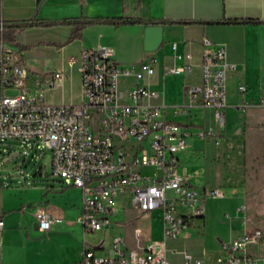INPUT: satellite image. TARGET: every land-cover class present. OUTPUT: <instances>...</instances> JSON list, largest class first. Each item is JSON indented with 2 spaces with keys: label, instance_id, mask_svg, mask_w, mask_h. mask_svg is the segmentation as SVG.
Listing matches in <instances>:
<instances>
[{
  "label": "crops",
  "instance_id": "crops-1",
  "mask_svg": "<svg viewBox=\"0 0 264 264\" xmlns=\"http://www.w3.org/2000/svg\"><path fill=\"white\" fill-rule=\"evenodd\" d=\"M77 17L133 18L142 22L121 26L95 24L74 40L70 39L72 26L39 24ZM233 20L237 22H229ZM1 22L34 23L17 27L12 43L21 51L30 80L40 82L46 102L52 105L83 101L80 63L77 60L71 65L70 58H78L84 49L112 48L122 68L152 64L151 77L137 80L121 75V90L128 92L137 84L145 86L152 94L143 102L165 106L166 119L190 133L187 150L178 155V169L190 177L194 187H222L226 195L243 199L240 190L223 185L225 170L218 162L223 146L216 143V138L199 136L209 129L221 136L224 129L212 108L191 103L186 89L201 84L204 53L225 48L228 61L236 65L227 79L228 107L239 110L245 104L260 103L264 94V0H0ZM178 67L190 71L175 72ZM242 85L245 92L240 91ZM8 91L13 92L6 90L5 94ZM18 154L14 152L13 156ZM204 164H212L218 185H198L193 181ZM18 183L23 187L0 186V218L4 221L0 230V264H80L85 246L108 255L114 236L125 239L127 250L142 251L155 243L157 249L164 248L170 264H184L185 252L204 264H217L222 243L243 233L235 220L242 212L243 202L235 205L224 201L225 197L209 199L203 217L194 220L179 236L165 237L159 218L133 209L129 199L121 196L110 218L109 232H86L79 221L80 188L49 184L28 187L30 181L26 180ZM39 211L52 217L49 231L39 228ZM116 213L123 214L120 225L115 223Z\"/></svg>",
  "mask_w": 264,
  "mask_h": 264
},
{
  "label": "built area",
  "instance_id": "built-area-1",
  "mask_svg": "<svg viewBox=\"0 0 264 264\" xmlns=\"http://www.w3.org/2000/svg\"><path fill=\"white\" fill-rule=\"evenodd\" d=\"M4 22L0 23L3 31ZM208 44V41L205 39ZM114 49L100 46L84 49L78 58L82 75L83 101L75 105L46 102L39 81H31L21 51L0 36V142L18 140L22 149L52 152L53 175L65 186L82 190L79 221L86 232H109L111 216L118 198L127 197L129 205L143 214L155 215L163 225L165 237H177L194 220L205 215L209 199L223 198L222 187L198 189L190 177L179 172L178 155L187 150L190 133L166 119L165 106L145 104L152 94L137 84L128 92L120 88L121 75L142 80L153 76L152 64L122 68ZM236 65L227 59L225 48L208 50L203 56V78L189 85L186 95L193 105L212 108L222 129L228 107L227 79ZM175 72H189L178 67ZM57 74L56 77H59ZM11 90L13 94H5ZM245 92L246 87L240 86ZM264 104V94L260 98ZM249 105L240 108L246 111ZM202 138L215 137L209 129ZM6 152V150H5ZM9 152L12 151L9 149ZM152 169L142 173L139 169ZM242 210V209H241ZM244 211V210H242ZM39 228L49 231L52 217L39 211ZM4 221L0 218V230ZM264 239L259 229H245L229 242L222 243L217 264H264L258 247ZM125 239L114 236L110 253L98 254L85 246L80 264H170L164 248L151 244L142 251L127 250ZM184 264H204L184 253Z\"/></svg>",
  "mask_w": 264,
  "mask_h": 264
},
{
  "label": "rangeland",
  "instance_id": "rangeland-1",
  "mask_svg": "<svg viewBox=\"0 0 264 264\" xmlns=\"http://www.w3.org/2000/svg\"><path fill=\"white\" fill-rule=\"evenodd\" d=\"M13 93L7 92L9 95ZM225 114L223 135L208 139L216 138V143L223 146V152L218 157L225 170L223 185L240 190L243 199L225 195L224 201L235 205L243 202L241 208L244 211L235 218L242 231L259 228L264 232V104H251L246 111L230 105ZM21 146L22 142L18 140L0 142V186L18 189L23 187L18 183L20 180L30 181L26 184L28 187L33 184L65 186L61 178L53 175L50 150L28 151ZM9 149L13 152L10 153ZM14 152L19 154L13 156ZM182 166L185 167V164ZM139 170L142 173L153 172L147 168ZM195 175L192 179L198 185H218V176L212 164H204L203 170ZM228 190L231 188L228 187ZM115 217V223L122 224L123 214L116 213ZM258 252L264 254V239Z\"/></svg>",
  "mask_w": 264,
  "mask_h": 264
},
{
  "label": "trees",
  "instance_id": "trees-1",
  "mask_svg": "<svg viewBox=\"0 0 264 264\" xmlns=\"http://www.w3.org/2000/svg\"><path fill=\"white\" fill-rule=\"evenodd\" d=\"M142 22L141 19H133V18H88V17H77V18H68L63 19L61 21H55L50 23H43L40 22L39 24H46V25H53V24H63V25H69L73 27L71 40H74L76 38H81L83 35L84 30L88 26H92L95 24H111L114 26H121V25H127V24H136ZM229 22H237L235 20L229 21ZM255 21H246V23H251ZM180 23H189V22H183ZM212 23H216V21H213ZM34 23H26L22 25H7L4 23V29L3 31L0 30V36L2 35L6 40L10 42H14V32L15 29L19 26H29L33 25Z\"/></svg>",
  "mask_w": 264,
  "mask_h": 264
}]
</instances>
